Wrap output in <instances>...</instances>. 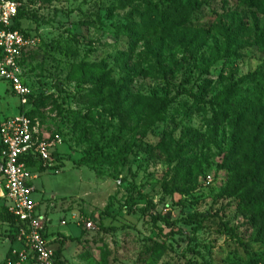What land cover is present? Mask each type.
<instances>
[{
	"label": "rangeland",
	"instance_id": "rangeland-1",
	"mask_svg": "<svg viewBox=\"0 0 264 264\" xmlns=\"http://www.w3.org/2000/svg\"><path fill=\"white\" fill-rule=\"evenodd\" d=\"M16 1L21 28L37 39L19 62L30 95L7 90L8 109H0L31 110L42 135L60 136L58 166L34 171L31 183L62 264L263 258V215L245 209L240 193L264 198V173L259 192L234 191L223 166L232 145L241 169L250 142L264 155V128L242 126L251 106L264 118L262 9L241 0ZM170 13L181 21L149 35ZM159 101L168 107L151 125ZM3 206L0 264H15ZM80 219L94 229L77 226Z\"/></svg>",
	"mask_w": 264,
	"mask_h": 264
},
{
	"label": "built area",
	"instance_id": "built-area-1",
	"mask_svg": "<svg viewBox=\"0 0 264 264\" xmlns=\"http://www.w3.org/2000/svg\"><path fill=\"white\" fill-rule=\"evenodd\" d=\"M18 9L16 0H0V82L14 96L23 98L30 90L22 81L19 62L24 53L36 47L37 39L12 29ZM60 142L57 134L42 135L39 123L25 115L0 121V200L18 224L15 236L21 250L13 251L15 264H54L46 237L49 219L38 212L31 182L36 179L34 171L58 166L53 155ZM32 161L37 166L29 165ZM74 221L83 229H94L91 220Z\"/></svg>",
	"mask_w": 264,
	"mask_h": 264
},
{
	"label": "trees",
	"instance_id": "trees-1",
	"mask_svg": "<svg viewBox=\"0 0 264 264\" xmlns=\"http://www.w3.org/2000/svg\"><path fill=\"white\" fill-rule=\"evenodd\" d=\"M241 1L250 7H253V5L256 4L258 7L262 9L264 13V0H241ZM201 9H202V6L198 5L195 10L196 12H199ZM24 17L25 16L22 12H18L12 29L18 30L24 35H31L26 30H23L21 28L20 21ZM181 18L182 16L180 14L179 16H175L172 13H170L169 16L167 17L160 16L157 22L155 23V25L152 28L151 27L148 28L147 30L149 31L148 34L149 35H151L152 33H154V35L167 34L169 33V30L172 29V27L176 26L177 22L181 21L180 20ZM261 39L263 38H260L259 41H261ZM139 40H142V38L133 40V43H137ZM130 49H133V47H130ZM224 51L226 52L227 49H224ZM30 53L31 51H27L26 53L22 55L21 59L27 58ZM6 92L7 90L4 91L3 94L5 95ZM229 92H230V89L226 90L225 94H229ZM9 94H11V96L13 95L10 92ZM2 100L3 98L0 95V104ZM159 103H160V108H157V109L152 108L148 112V120L151 125L154 124L155 122L162 120L163 114L165 113L168 107V102L166 101H159ZM251 108L252 109L249 111L248 116L244 119L245 124H243L242 126H244V129H247V130L254 129L256 131H261L264 128V118L260 117L259 114H257L259 113V108L255 109L253 106H251ZM33 113L34 112L31 110L29 112H26V111L23 112L22 110H20L18 112V115H25L31 118L30 115ZM213 115L214 117L219 119L218 122H221L226 117L225 113L222 110H219L218 112H214ZM8 118H10V116L5 115L0 109V121L8 119ZM258 119H260V121ZM260 151H261L260 146H257L254 142H250L248 145L249 155L247 154L249 156L248 158L249 167L245 169H241L242 162H239V160L237 159V155H238L237 149L235 145H232L230 147L228 159L225 160L223 166L226 167L227 170L233 176L232 183L234 186V191L243 185L246 188H254V192L256 193L259 192V189L262 187L261 180L263 179V173H264V155H261ZM53 157H55L56 160H59L58 153L54 154ZM29 165L37 166V162L32 161L29 163ZM41 170L42 169H40V171ZM240 200L242 201V205L244 206L245 209L249 211H255V213L259 216L263 215L262 216L263 218L261 217L260 219H264V198H262L261 195L257 194L250 198L249 191L242 188V192L240 193ZM3 210L5 214V222L11 224V226L13 227V232H14L13 235H16L15 233H16L17 225H18L17 222L14 220V218L11 215L8 214L5 205L3 206ZM47 234H46V237H47ZM10 250L11 249H9V252L7 253L6 257L10 255ZM53 258H54V264H62L61 252H60L59 247H57L56 249H53ZM248 264H264V257L263 258L260 257L255 260H252Z\"/></svg>",
	"mask_w": 264,
	"mask_h": 264
},
{
	"label": "crops",
	"instance_id": "crops-1",
	"mask_svg": "<svg viewBox=\"0 0 264 264\" xmlns=\"http://www.w3.org/2000/svg\"><path fill=\"white\" fill-rule=\"evenodd\" d=\"M8 90V87L5 83L3 82H0V95L2 96L3 100L1 101V109L4 110L7 106L5 105L6 103L4 102V99L6 98V94L4 95L3 92ZM9 91V90H8ZM4 95V97H3ZM14 95H12L13 97ZM14 98H17L16 96H14ZM7 100V99H6ZM1 110V111H2ZM13 114L10 115V117H13V116H16L18 113H17V109H13ZM3 112V111H2ZM6 115L8 114L7 112H5ZM8 116V115H7ZM32 199L34 200V202H36L38 204V212H40L39 210V202L37 200L34 199L33 197V194H32ZM50 232V229H48V233ZM9 249H15V250H21V244H19L18 242H14V243H9Z\"/></svg>",
	"mask_w": 264,
	"mask_h": 264
}]
</instances>
